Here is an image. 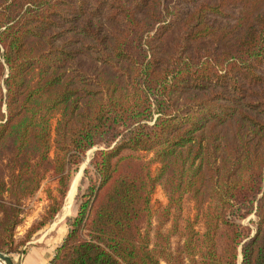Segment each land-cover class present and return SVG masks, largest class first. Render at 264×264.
I'll return each mask as SVG.
<instances>
[{"label": "trees", "instance_id": "trees-1", "mask_svg": "<svg viewBox=\"0 0 264 264\" xmlns=\"http://www.w3.org/2000/svg\"><path fill=\"white\" fill-rule=\"evenodd\" d=\"M98 147L49 264H264V0H0V252Z\"/></svg>", "mask_w": 264, "mask_h": 264}, {"label": "rangeland", "instance_id": "rangeland-1", "mask_svg": "<svg viewBox=\"0 0 264 264\" xmlns=\"http://www.w3.org/2000/svg\"><path fill=\"white\" fill-rule=\"evenodd\" d=\"M103 149V147H98V148H93L87 154L85 155V158L81 164V166L78 168V170L73 172V177H72V186L74 185V181L77 179V184H76V190H75V195L73 197V202L70 208L69 215L74 216L75 211L77 209V198L81 192H83L88 184L89 180L85 175V170L89 169L91 170L90 167V161L95 155V153L99 150ZM49 186H54L50 181H46L43 185V189L40 191L38 195H36L34 198L31 200H28L25 203V215H24V223L22 226H20L17 229V239H21L24 237L26 234L27 230L37 221L41 219V217L44 215L46 208L48 206V201L46 197V189ZM154 202L155 205L158 206L159 204H165L166 203V197L162 191V189H158L155 197H154ZM67 208L66 201L63 210L60 212V214L57 216L55 221L48 227L46 231H43L39 234H36L34 236L33 240L27 244L22 250L25 253L22 254H16L14 256H11L16 264H22V260L24 259V256L27 254L28 250L33 247V246H43L48 248L51 251H55L58 246L62 243L63 238L66 235L67 232V224H66V217L65 216V209ZM189 214H192L191 211ZM255 217L251 216L248 219L242 221L241 223L245 226H248L250 228L255 227ZM55 234H58V237H54ZM61 236V237H59ZM56 252V251H55ZM31 259V257H30ZM241 260V257L239 258V262ZM28 261V258L26 259ZM238 262V264H239Z\"/></svg>", "mask_w": 264, "mask_h": 264}, {"label": "crops", "instance_id": "crops-1", "mask_svg": "<svg viewBox=\"0 0 264 264\" xmlns=\"http://www.w3.org/2000/svg\"><path fill=\"white\" fill-rule=\"evenodd\" d=\"M54 237H58V234H55ZM55 251H51L43 246H33L28 250L27 254L24 256L22 264H49L50 260L55 255ZM27 258L28 261H26Z\"/></svg>", "mask_w": 264, "mask_h": 264}, {"label": "bare ground", "instance_id": "bare-ground-1", "mask_svg": "<svg viewBox=\"0 0 264 264\" xmlns=\"http://www.w3.org/2000/svg\"><path fill=\"white\" fill-rule=\"evenodd\" d=\"M77 177H76V181H74V185L71 186V189L68 193V196H67V199H66V205H67V208L65 209V216H69V212H70V208H71V205H72V202H73V197L75 195V190H76V184H77Z\"/></svg>", "mask_w": 264, "mask_h": 264}, {"label": "water", "instance_id": "water-1", "mask_svg": "<svg viewBox=\"0 0 264 264\" xmlns=\"http://www.w3.org/2000/svg\"><path fill=\"white\" fill-rule=\"evenodd\" d=\"M0 264H16V263L9 254L0 252Z\"/></svg>", "mask_w": 264, "mask_h": 264}]
</instances>
